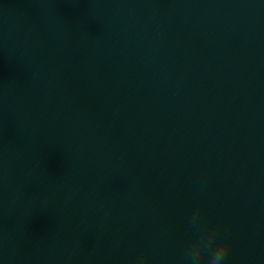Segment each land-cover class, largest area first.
Returning <instances> with one entry per match:
<instances>
[{
    "label": "water",
    "instance_id": "95a60500",
    "mask_svg": "<svg viewBox=\"0 0 264 264\" xmlns=\"http://www.w3.org/2000/svg\"><path fill=\"white\" fill-rule=\"evenodd\" d=\"M197 208L264 264V0H96L36 264H183Z\"/></svg>",
    "mask_w": 264,
    "mask_h": 264
},
{
    "label": "clouds",
    "instance_id": "9594fccd",
    "mask_svg": "<svg viewBox=\"0 0 264 264\" xmlns=\"http://www.w3.org/2000/svg\"><path fill=\"white\" fill-rule=\"evenodd\" d=\"M191 223L197 228V232L185 250L183 264H237L230 256V232L225 231L221 235L218 227L210 228L205 225L200 208H197ZM146 261V256H140L137 264H146Z\"/></svg>",
    "mask_w": 264,
    "mask_h": 264
}]
</instances>
